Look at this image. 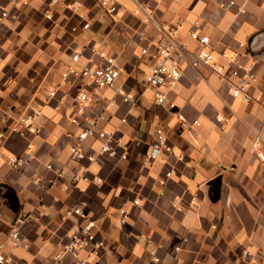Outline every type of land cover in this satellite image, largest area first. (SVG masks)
Listing matches in <instances>:
<instances>
[{
    "label": "crops",
    "instance_id": "crops-1",
    "mask_svg": "<svg viewBox=\"0 0 264 264\" xmlns=\"http://www.w3.org/2000/svg\"><path fill=\"white\" fill-rule=\"evenodd\" d=\"M11 1L0 0V5ZM26 1L18 19L0 24V127L3 119L13 125L31 108H42L36 120L42 131L13 132L0 141V191L19 211L14 223L0 214V252L12 258L4 264H54L63 242L88 220L94 222L96 239L104 242L99 264H151V250L161 257L160 264H264V160L250 151L257 139L264 148V61L254 59L248 48L249 38L264 30V0H236L231 8L221 7L220 0H141L165 26L181 23L186 39L198 21L220 62L224 55L234 56L252 64L258 75L250 87L253 101L246 103L210 67L186 66L171 92L178 104L174 112L154 102L145 82L153 57L143 55L141 47L151 46L158 31L143 21L144 12L135 13L134 0H118L121 12L115 15L102 0H72L82 3L85 18L68 10L67 0L58 5ZM242 5L246 12H239ZM85 19L91 23L88 29ZM93 47L117 57L124 68L118 82L133 92L135 103L120 96L112 103L110 89L96 96L86 115L100 117L97 130L117 127L124 146L117 156L79 162L71 159L70 148L85 122L75 124L71 117L79 91L88 87L84 77L64 73L90 57L99 59ZM190 47L195 50L196 42L190 40ZM177 112L185 115L186 125ZM217 116H223L222 122ZM158 128L173 151L149 159ZM30 142V162L13 167L10 157L26 156ZM99 147L97 136L83 144L88 152L97 153ZM84 166L91 177L103 180L76 182L74 175ZM62 168L63 176L57 177L56 169ZM171 169L176 173L167 177ZM34 173L46 186L33 182ZM14 225L27 246L12 252ZM90 248L78 256L65 254L59 264H80L81 259L91 264Z\"/></svg>",
    "mask_w": 264,
    "mask_h": 264
},
{
    "label": "built area",
    "instance_id": "built-area-1",
    "mask_svg": "<svg viewBox=\"0 0 264 264\" xmlns=\"http://www.w3.org/2000/svg\"><path fill=\"white\" fill-rule=\"evenodd\" d=\"M55 5L61 3V0H52ZM107 12L115 15L121 12L118 0H102ZM136 3L135 13H143V21L153 25L158 31V38L153 41L151 46L141 47L143 55L150 54L153 61L150 65L149 71L145 75L146 84L152 89L153 99L157 105L167 107L171 111L178 109V104L171 98L172 90L177 86L181 80L186 66L198 68L200 65H205L214 70L219 78L228 85L231 94L241 99L243 102L251 103L253 96L250 93V87L258 80V75L254 70V66L242 64L234 56H225V61L220 62L215 51L211 48V39L207 34H203L199 29V22L196 21L194 27L188 31L190 39L182 37L181 30L183 25L180 23L165 26L157 20L150 11V5L141 0H134ZM26 0H12L10 6L0 5V24L7 19H18L20 17V9L27 5ZM236 0H220L219 5L224 8H231L236 6ZM65 7L74 14L85 18L82 13V3L72 0L64 2ZM239 12H246L245 6L239 7ZM47 17H51L50 12L46 13ZM84 28L91 27V23L85 19ZM142 36L146 35V31H140ZM190 40L196 42L197 47L192 50L190 47ZM93 52L99 56L96 59L94 56L90 57L87 63L79 64L78 68L71 67L68 73H74L85 78L86 86L78 93V103L75 107V114L71 117V121L75 124L85 122L78 135V142L70 148V157L75 161L88 160L96 162L98 155L117 156L120 154V149L124 146V136L120 133L117 127H108L97 130L100 117H91L86 115L87 108L93 103L96 96L101 94L104 89H110L113 94V102L115 97H122V99L129 103H135V96L132 91L126 89L118 80L124 68L119 64L116 56L111 55L105 51H100L97 48H92ZM81 59V53L73 55V61L78 64ZM235 64V66H231ZM56 91H51L55 95ZM178 113L182 125H186V117L183 113ZM42 114V108H31V112L25 113L15 124L7 125L6 119L4 127H0V141L3 140L10 133H26L39 134L42 127L36 123L37 118ZM126 121V119H123ZM217 120L222 122L223 116H217ZM193 124H199V120H194ZM157 138L152 143L151 150L148 154L149 159L160 158L164 151L172 152V147L168 144V137L162 128L156 130ZM97 136L100 140V147L97 153L88 152L83 148L84 142L90 137ZM33 143L28 144V152L26 156L13 155L9 161L13 167L20 168L29 163L33 155L31 150ZM252 153H255L260 159L264 160V148L261 142L257 139L250 148ZM165 161V160H164ZM166 162V161H165ZM49 169H54L52 163H48ZM57 177L63 176L64 169H56ZM176 171L171 169L167 171V177H172ZM32 180L37 185L46 186L39 174L34 173ZM76 182L94 180L99 183L103 179L99 175L91 177L88 167L84 166L80 171L74 175ZM165 181H162L164 184ZM134 204H139V199H134ZM73 211L76 214L85 216L84 211L80 207H75ZM126 214V210H122ZM24 218H20L19 222H24ZM94 222L88 220L87 224L77 232H72L68 236V240L63 242L62 249L53 255V263L59 264L63 256L67 253H72L78 256L79 253L92 245L88 249L91 257V264H99L98 255L104 242L96 239L92 231ZM9 242L11 251L13 252L20 245H26V238L22 235L20 226L14 225L9 234ZM264 261V252L261 254ZM151 264H160L161 257L155 250H151ZM88 257V258H90ZM11 256H6L0 252V263L4 264L11 261ZM85 259L80 260V264L85 263Z\"/></svg>",
    "mask_w": 264,
    "mask_h": 264
},
{
    "label": "water",
    "instance_id": "water-1",
    "mask_svg": "<svg viewBox=\"0 0 264 264\" xmlns=\"http://www.w3.org/2000/svg\"><path fill=\"white\" fill-rule=\"evenodd\" d=\"M260 40V42H257V40ZM248 48L250 51L251 56L254 59H259L261 61H264V30H260L253 34L249 40H248ZM3 184L0 183V187ZM0 214L1 216L8 222L14 223L18 217H19V211H14L7 200L5 199V196L0 191Z\"/></svg>",
    "mask_w": 264,
    "mask_h": 264
}]
</instances>
